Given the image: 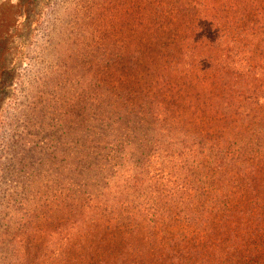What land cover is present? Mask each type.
Returning a JSON list of instances; mask_svg holds the SVG:
<instances>
[{
	"label": "trees",
	"instance_id": "trees-1",
	"mask_svg": "<svg viewBox=\"0 0 264 264\" xmlns=\"http://www.w3.org/2000/svg\"><path fill=\"white\" fill-rule=\"evenodd\" d=\"M69 1L95 29L87 180L28 198L0 264H264V0H120L107 26Z\"/></svg>",
	"mask_w": 264,
	"mask_h": 264
},
{
	"label": "rangeland",
	"instance_id": "rangeland-1",
	"mask_svg": "<svg viewBox=\"0 0 264 264\" xmlns=\"http://www.w3.org/2000/svg\"><path fill=\"white\" fill-rule=\"evenodd\" d=\"M95 3L105 6L97 24L107 26V9L120 0ZM66 5L0 0V239L23 227L28 198L74 196L87 180L98 73L91 47L74 39L89 40L95 29ZM111 158L113 167L118 156ZM22 247L12 256L5 242L0 262L21 257Z\"/></svg>",
	"mask_w": 264,
	"mask_h": 264
}]
</instances>
